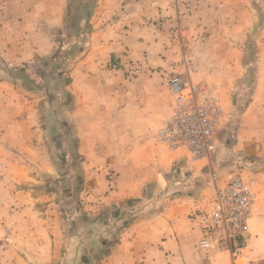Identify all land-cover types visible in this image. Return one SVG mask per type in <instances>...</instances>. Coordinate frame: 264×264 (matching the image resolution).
<instances>
[{
    "label": "crops",
    "instance_id": "0c3cea01",
    "mask_svg": "<svg viewBox=\"0 0 264 264\" xmlns=\"http://www.w3.org/2000/svg\"><path fill=\"white\" fill-rule=\"evenodd\" d=\"M255 1L0 0V57L14 70L51 52L59 33L81 38L83 44L68 87L74 97L69 117L75 120L74 130L85 132L79 149L85 157L80 211L88 220L78 222L66 237L62 264H264V168L252 177L258 197L250 231L235 242L239 247L233 252L215 242L201 248L217 188L238 172L211 165L219 146L210 161H194L184 150L171 152L157 144L151 134L172 106L164 82L177 71L175 61L183 48L193 47L199 67L207 61L205 68L212 72V67L226 70L219 76L202 69L193 80L230 83L242 78L248 61L239 44L260 20ZM13 74L11 79L0 76L5 100L0 134L2 141L11 140L28 154L25 159L0 154V178L38 180L57 173V166L52 151L43 150L47 142L37 123L40 109L21 89L23 76ZM7 109L9 118H4ZM259 110L264 111L262 75L244 114L264 124ZM258 133L264 141V127ZM65 179L73 193V176ZM17 195L25 210L50 213L54 207L53 192L32 189ZM45 223L39 220L41 230ZM34 239L33 246L42 244L41 235ZM63 244L57 233L49 240V251L35 248L39 261L34 264L58 257Z\"/></svg>",
    "mask_w": 264,
    "mask_h": 264
},
{
    "label": "rangeland",
    "instance_id": "374dc122",
    "mask_svg": "<svg viewBox=\"0 0 264 264\" xmlns=\"http://www.w3.org/2000/svg\"><path fill=\"white\" fill-rule=\"evenodd\" d=\"M252 5L260 13V20L255 29L251 31V35L239 44L243 48V53L247 55L248 67L245 68L243 76L241 79L239 78L238 82L216 83L211 80H193L192 75L194 76L202 69H207L206 71L209 73L212 72L210 68H205L207 61H203L204 64L199 67L193 47L181 50L180 56L175 61L177 70L175 73L185 71L180 61L186 60L193 67L192 81L195 84L205 85L221 95L224 117L216 136L219 149L213 156L211 165L222 166L225 173L238 172V175L252 184L257 201L258 193L252 177L257 169L264 168V141L258 133L264 124L260 123L258 119L255 121L248 118L244 112L247 111V107L253 99L259 76L264 77V0L255 1ZM258 28H261L262 33ZM56 42L55 48L51 52L36 60L23 62L22 65L15 67V70L2 59L3 57H0V76L3 79L14 78L13 73L23 76L25 84H22L21 89L29 93L25 96L31 101L35 100L36 108H39L41 112L37 123L41 125V138L47 142L45 148L43 143V150L52 151L57 166V173H52L50 176L46 174L38 180L16 176L9 179L0 178V264H34L35 261L38 262L39 260L34 257L35 252L38 253V249L42 252L49 251V240L50 238L55 239L57 233L63 237L65 244L59 248L58 257H53L51 261L45 263L42 261V263L62 264L66 250V237L74 233L78 222L88 220L80 211L83 207L80 190L84 185L82 161L85 157L81 159L82 154L79 149L80 136L85 132L74 130L75 120L69 117L70 113H73L74 97L68 87L72 79L69 75L71 74V65L77 55L81 53L83 44L81 38L73 35L66 36L62 33L58 34ZM133 69L131 67V70ZM212 69L214 72L211 74L213 75L226 74L224 67H212ZM135 71H142V68ZM152 72L154 73L153 70ZM137 75H139L138 72ZM226 90L229 91L228 100H226ZM9 91L13 92L14 89ZM4 101L0 95V107L5 106ZM8 101L10 102V100ZM228 101L229 103H227ZM51 109L52 116L49 113ZM7 112L8 109L4 112V118H9ZM258 112L264 115V111L259 110ZM9 113L12 114L10 111ZM170 113L171 108L155 122L152 129L153 140L161 146L164 145L157 140L156 134ZM263 117L258 116V118ZM0 133H4V129L0 130ZM102 133L104 136L105 133L107 134V132ZM0 141L3 142V147L5 146L4 149L0 148V154H8L16 159H25L24 154L27 152L18 148L16 143H11V140L8 139L2 141L1 134ZM50 143H53L51 148L49 147ZM31 165L35 164L31 163ZM230 167H234V169L230 170ZM68 175H72L75 181V184L73 182V193L70 192L72 187L67 188V186H71L65 179ZM32 189L46 194L54 193L55 198L51 201L54 203V207L50 213L46 212L45 208L25 210L21 206L18 192ZM40 204L42 205L43 202ZM40 219L46 222L42 230L39 228ZM33 220H37V222ZM36 234L37 236L41 235L42 244L39 246H33Z\"/></svg>",
    "mask_w": 264,
    "mask_h": 264
},
{
    "label": "built area",
    "instance_id": "2783aa9c",
    "mask_svg": "<svg viewBox=\"0 0 264 264\" xmlns=\"http://www.w3.org/2000/svg\"><path fill=\"white\" fill-rule=\"evenodd\" d=\"M183 73L169 76L165 84L173 95L171 113L159 128L156 138L171 152L184 150L192 160H210L217 150V132L224 109L222 97L205 85L191 79L193 67L180 61ZM256 193L240 175H232L218 186L213 208L207 213V236L200 239L201 248L213 243L228 245L233 252L235 243L250 231Z\"/></svg>",
    "mask_w": 264,
    "mask_h": 264
}]
</instances>
